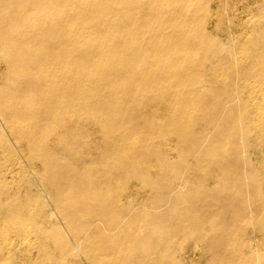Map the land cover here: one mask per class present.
Returning <instances> with one entry per match:
<instances>
[{
    "label": "bare ground",
    "instance_id": "bare-ground-1",
    "mask_svg": "<svg viewBox=\"0 0 264 264\" xmlns=\"http://www.w3.org/2000/svg\"><path fill=\"white\" fill-rule=\"evenodd\" d=\"M213 3L0 0V158L6 160L0 165V264H34L11 262L9 234L30 232L42 246L55 238L56 251L72 252L56 227L19 221L30 216L27 190L24 197L17 184L11 191L7 178L20 179L11 175L27 161L38 163L40 183L74 248L96 252L91 264H176L169 241L179 235L208 242L214 264H264L243 233L257 216L249 234L264 238V181L246 156L256 138L264 139L246 125L248 114L235 97L252 82L264 89V54L256 59L253 51L257 45L264 52V24L251 29L254 37L239 60L211 25ZM208 63L212 72L220 68L222 88L206 77ZM171 138L173 149L166 143ZM158 147L177 154L188 149L220 176L219 186L200 189V202L183 205L188 181L167 177L170 162ZM79 154L96 160L76 166ZM133 181L152 195L150 209L133 207V193L125 192ZM215 197L227 201L214 210ZM219 207L231 214L220 218ZM210 214L215 218L203 234Z\"/></svg>",
    "mask_w": 264,
    "mask_h": 264
},
{
    "label": "rangeland",
    "instance_id": "rangeland-1",
    "mask_svg": "<svg viewBox=\"0 0 264 264\" xmlns=\"http://www.w3.org/2000/svg\"><path fill=\"white\" fill-rule=\"evenodd\" d=\"M214 2L210 8V20L212 21V26L215 24L219 27L221 34H219V39L222 40L223 44L230 47L234 54V57L242 60L243 54L241 49L246 46L247 41L254 37L251 29L255 26L257 28L264 24V2L262 0H252L251 3L248 0H209ZM255 3H254V2ZM262 2V3H261ZM249 6V7H248ZM262 6V7H261ZM212 26L208 28L209 31L212 30ZM258 46L253 45V51L255 52L256 59H261L262 52L257 48ZM206 77L215 79L219 83V87L222 88V77L220 68L212 72L209 69V63L207 64ZM3 73V69H0V74ZM224 78V75H223ZM251 83V82H250ZM252 84H255L252 86ZM259 83L252 82L250 86H243L236 94V98L242 101V106H244L246 113L248 114V119L246 120V125L251 128L254 132L255 137H260L264 139V89L260 92ZM260 92V93H259ZM258 103L256 107L254 104ZM158 112V113H157ZM153 114H160L159 111H152ZM194 130H202L196 128ZM206 135L209 130H202ZM91 131H87V135L91 136ZM97 135H93V138ZM55 136L54 138H56ZM140 138L141 135L138 134ZM84 140L86 136L83 137ZM254 141L256 144V149L252 150L251 153L246 156L250 159L251 166L253 167V173L257 175L258 179L264 181V143L259 144L258 138ZM98 142L97 139H89L87 142V147L93 149ZM169 144L170 149H173L175 140L173 138L166 141ZM207 143V142H206ZM223 141L220 140L218 144H222ZM11 147V145H10ZM12 149V148H11ZM158 152L162 155L164 154L167 160L170 162L169 167L166 171L167 177L171 178L173 182L178 176L181 179L188 181L185 192L183 193L182 199L184 200L183 205H187L189 199L193 201L200 202L202 196L200 194V189H211L219 186L220 176L215 173L213 169H210L203 165L202 162L197 161L193 156L189 155L188 149L180 153L168 152L162 147H158ZM92 152V151H91ZM11 159L17 158V154L13 153ZM245 156V157H246ZM246 157V158H247ZM94 161V154L90 157L83 154H79V157L73 158L72 162L76 166L83 165L89 161ZM6 160L0 158V165L6 166ZM23 167L21 172L12 174L14 177L18 176L20 179L16 180L8 176L7 181L9 183V188L11 191L14 189V185L17 184L21 188L20 195L24 197V193L27 190V197L24 202L28 205L30 216L26 215L24 219L19 220L21 223L33 225L34 223L41 224L43 228L50 229L52 226L56 227L58 231L62 234L63 238L69 242L72 252L69 254L67 252V247L56 251L57 240L53 238V243L40 245L35 236L27 232L23 234L22 237H17L14 234H9L8 245L10 249V254H14L12 263L22 262L24 260H29L36 264H91L88 257L96 252H86L84 248H79L76 250L71 242V235L69 229L64 225L59 213L54 208L52 197L48 193L47 189L40 183V173L38 168V163L34 166L23 162ZM16 169L14 170V173ZM152 176V175H151ZM13 179V180H12ZM15 180V182H13ZM178 182H181L180 179ZM140 183L137 181L131 182L126 193H133V198L131 199L132 205L138 210L150 209L149 200L152 195H148L147 191L139 190ZM262 191H264V183L261 185ZM139 192L135 195L136 192ZM110 196L115 195V191H109ZM22 197V198H23ZM222 202H226L227 199H220ZM218 197L212 200V206L215 210L216 205L222 204ZM254 200V199H253ZM258 203V200H255ZM194 205L193 202H191ZM188 206V205H187ZM253 209L248 207V210ZM220 214L219 217L229 216L231 213L228 209H222L219 207ZM216 216V215H214ZM212 218V219H211ZM215 218V217H214ZM213 215H207L202 221L203 226L201 232L203 234L209 233L208 220H213ZM258 217L253 216L251 219L246 221L244 226L246 229L243 233H248L251 237V246L262 258H264V238L249 234V229L258 222ZM163 227L165 225L163 224ZM240 232V231H238ZM143 231L139 230V234ZM241 233V234H240ZM239 234L242 235V231ZM169 249L171 250L172 260H175L176 264H214L212 263V253L207 250L208 242L206 241H195L191 236L179 235L172 238L169 241ZM53 248V251H52ZM227 252L230 251L226 248ZM105 260L107 262L117 261L114 256L106 255ZM216 264V263H215Z\"/></svg>",
    "mask_w": 264,
    "mask_h": 264
}]
</instances>
